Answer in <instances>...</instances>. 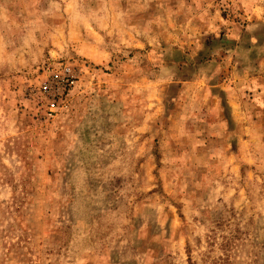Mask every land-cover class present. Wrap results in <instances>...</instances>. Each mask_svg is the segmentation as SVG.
<instances>
[{"label": "rangeland", "instance_id": "374dc122", "mask_svg": "<svg viewBox=\"0 0 264 264\" xmlns=\"http://www.w3.org/2000/svg\"><path fill=\"white\" fill-rule=\"evenodd\" d=\"M0 264H264V0H0Z\"/></svg>", "mask_w": 264, "mask_h": 264}, {"label": "built area", "instance_id": "2783aa9c", "mask_svg": "<svg viewBox=\"0 0 264 264\" xmlns=\"http://www.w3.org/2000/svg\"><path fill=\"white\" fill-rule=\"evenodd\" d=\"M76 83V76L70 65H62L60 71L54 72L49 79L41 85V90L48 97L50 116L58 109V101L62 99L65 91Z\"/></svg>", "mask_w": 264, "mask_h": 264}]
</instances>
